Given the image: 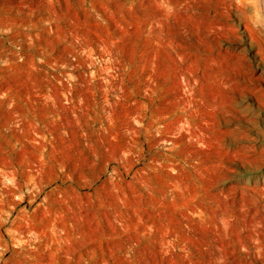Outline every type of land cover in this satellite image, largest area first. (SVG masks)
<instances>
[{
    "label": "rangeland",
    "instance_id": "374dc122",
    "mask_svg": "<svg viewBox=\"0 0 264 264\" xmlns=\"http://www.w3.org/2000/svg\"><path fill=\"white\" fill-rule=\"evenodd\" d=\"M0 264H264V0H0Z\"/></svg>",
    "mask_w": 264,
    "mask_h": 264
}]
</instances>
